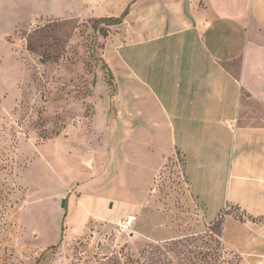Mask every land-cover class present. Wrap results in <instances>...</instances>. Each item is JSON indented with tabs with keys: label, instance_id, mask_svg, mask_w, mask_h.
<instances>
[{
	"label": "rangeland",
	"instance_id": "obj_1",
	"mask_svg": "<svg viewBox=\"0 0 264 264\" xmlns=\"http://www.w3.org/2000/svg\"><path fill=\"white\" fill-rule=\"evenodd\" d=\"M48 1L0 0V264H246L219 218L239 213L207 216L181 158L151 181L126 175L124 130L105 127L118 24L46 18Z\"/></svg>",
	"mask_w": 264,
	"mask_h": 264
},
{
	"label": "crops",
	"instance_id": "obj_2",
	"mask_svg": "<svg viewBox=\"0 0 264 264\" xmlns=\"http://www.w3.org/2000/svg\"><path fill=\"white\" fill-rule=\"evenodd\" d=\"M48 6L39 14L77 22L127 12L103 54L117 83L116 112L105 127L113 121L124 130L126 175L151 181L181 158L193 202L207 216L212 207L214 219L236 207L254 219L225 217L223 241L246 264H264V0ZM99 145L112 149L110 139Z\"/></svg>",
	"mask_w": 264,
	"mask_h": 264
},
{
	"label": "trees",
	"instance_id": "obj_3",
	"mask_svg": "<svg viewBox=\"0 0 264 264\" xmlns=\"http://www.w3.org/2000/svg\"><path fill=\"white\" fill-rule=\"evenodd\" d=\"M126 13L127 12H125L123 16H121L120 18H117V19L105 18V19H101L99 21L112 22V23H115V24L120 25V24H122L123 19L126 16ZM229 208H234V210L237 213H239V214H234V215L233 214H229V213L224 214L226 211H228V208H227V209H225L226 211L224 210L225 212H223V214H224L225 217L226 216H234V218L236 220L240 221V222L254 221V219L251 216H248L247 214L243 213L239 208H236V207H229ZM219 218L224 221L223 215L221 217H219Z\"/></svg>",
	"mask_w": 264,
	"mask_h": 264
},
{
	"label": "built area",
	"instance_id": "obj_4",
	"mask_svg": "<svg viewBox=\"0 0 264 264\" xmlns=\"http://www.w3.org/2000/svg\"><path fill=\"white\" fill-rule=\"evenodd\" d=\"M228 128H232L231 124H227ZM136 216L129 215L125 218H121L117 222V226L123 232H129L136 223Z\"/></svg>",
	"mask_w": 264,
	"mask_h": 264
},
{
	"label": "water",
	"instance_id": "obj_5",
	"mask_svg": "<svg viewBox=\"0 0 264 264\" xmlns=\"http://www.w3.org/2000/svg\"><path fill=\"white\" fill-rule=\"evenodd\" d=\"M64 203H65V202L63 201V202H62V205H64Z\"/></svg>",
	"mask_w": 264,
	"mask_h": 264
}]
</instances>
